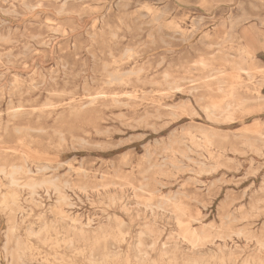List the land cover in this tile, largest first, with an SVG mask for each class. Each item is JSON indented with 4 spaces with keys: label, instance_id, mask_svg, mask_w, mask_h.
<instances>
[{
    "label": "rangeland",
    "instance_id": "374dc122",
    "mask_svg": "<svg viewBox=\"0 0 264 264\" xmlns=\"http://www.w3.org/2000/svg\"><path fill=\"white\" fill-rule=\"evenodd\" d=\"M0 97V264H264L263 0H0Z\"/></svg>",
    "mask_w": 264,
    "mask_h": 264
},
{
    "label": "bare ground",
    "instance_id": "6f19581e",
    "mask_svg": "<svg viewBox=\"0 0 264 264\" xmlns=\"http://www.w3.org/2000/svg\"><path fill=\"white\" fill-rule=\"evenodd\" d=\"M127 1V0H126ZM240 1V0H239ZM242 1V0H241ZM259 1V0H258ZM264 1V0H263ZM119 2H120V0H119ZM116 3H118V2H116ZM118 5H119V3H118ZM118 5H117V7H118ZM122 5H124L123 3H122ZM240 5V4H239ZM125 7H127L126 5H124ZM123 6V7H124ZM129 6V5H128ZM113 7V6H112ZM241 7H242V5H241ZM257 7V6H256ZM128 8V7H127ZM141 8V7H140ZM143 8V7H142ZM148 8V7H147ZM259 8V7H258ZM26 9V8H25ZM118 9V8H117ZM166 9V8H165ZM135 10H136V8H135ZM137 10H138V12H139V9L137 8ZM137 10H136V12H137ZM142 10V9H141ZM146 10V9H145ZM149 10V9H148ZM151 10V9H150ZM142 11H144V10H142ZM142 11H140V12H142ZM139 12V13H140ZM165 12V11H164ZM150 13V12H149ZM126 14H127V12H126ZM129 15V14H128ZM127 15V16H128ZM147 15L149 16V14L147 13ZM147 15H144V16H147ZM160 15H161V13H160ZM141 16V15H140ZM144 16H142V17H144ZM147 16V17H148ZM129 17V16H128ZM156 17H157V15H156ZM258 17V16H257ZM125 19V18H124ZM138 20H139V18H137ZM156 19V21L159 19H157V18H155ZM154 19V20H155ZM237 19V18H236ZM120 21H122V19H119ZM132 20V19H131ZM193 20H195V19H193ZM199 20V19H198ZM125 21H126V19H125ZM129 21V20H128ZM196 21V20H195ZM231 21H233V20H231ZM127 22V21H126ZM145 22V21H144ZM149 22V21H148ZM152 22V21H151ZM155 22V21H154ZM230 22V21H229ZM157 23V22H156ZM122 24H125V23H122ZM129 24V23H128ZM133 24V23H132ZM142 24V23H141ZM151 24V23H150ZM160 24V23H159ZM158 24V25H159ZM146 25V24H145ZM158 25H157V27H158ZM162 24H160L159 26H161ZM200 25V24H199ZM142 26V25H141ZM149 26V25H148ZM230 26V25H229ZM110 27V26H109ZM117 28H119V27H117ZM121 28V27H120ZM132 28V27H131ZM161 28V27H160ZM130 29V28H129ZM140 30H142V28L140 29ZM161 30V29H160ZM163 30V29H162ZM161 30V31H162ZM183 30V29H182ZM146 31V30H145ZM197 31V30H196ZM195 31V32H196ZM150 32V31H149ZM159 32V31H158ZM174 32V31H173ZM90 33V32H89ZM112 33H115V32H112ZM175 33H178V31L177 32H175ZM92 34V33H91ZM115 34H113V36H114ZM150 35V34H149ZM154 35V34H153ZM164 35V34H163ZM166 35V34H165ZM170 35V34H169ZM183 35V34H182ZM39 36H41V35H39ZM112 36V37H113ZM174 36V35H173ZM115 37H116V35H115ZM148 37H150V36H148ZM123 38H124V36H123ZM127 38V37H126ZM162 38V37H161ZM174 38V37H173ZM154 39H155V36H154ZM163 39V38H162ZM182 39H184L183 37H182ZM187 39H189V38H187ZM161 40V39H160ZM177 40H179V39H177ZM74 41V40H73ZM164 41H166V40H164ZM183 41V40H182ZM73 43V42H72ZM155 45V44H154ZM145 46V45H144ZM209 47V46H208ZM134 48H136V47H134ZM140 48V47H139ZM142 48V47H141ZM128 49V48H127ZM131 49H133V47H131L130 46V50ZM111 50V49H110ZM124 52H125V50H124ZM123 52V53H124ZM126 52H127V50H126ZM125 52V53H126ZM88 53V52H87ZM111 53H112V51H111ZM124 53V54H125ZM129 54L131 53V52H128ZM127 53V54H128ZM135 53H136V50H135ZM143 53V52H142ZM226 53V52H225ZM110 54V53H109ZM111 55V54H110ZM132 55V54H131ZM133 55H135V54H133ZM149 55V54H148ZM216 55V54H215ZM231 55V54H230ZM79 56V55H78ZM113 56V55H112ZM97 57V56H96ZM59 58V57H58ZM94 58H95V56H94ZM227 58V57H226ZM100 59V58H99ZM164 59V58H163ZM95 60V59H94ZM233 60V59H232ZM235 60V59H234ZM100 61H101V59H100ZM106 61V60H105ZM85 62V61H84ZM107 63V62H106ZM105 63V65H107ZM67 64V63H66ZM143 64H144V62H143ZM68 65V64H67ZM86 65V64H85ZM56 66V65H55ZM62 66V65H61ZM104 66V65H103ZM111 66V65H110ZM88 68V67H87ZM110 67H108V69H109ZM117 68H119V67H117ZM66 69V68H65ZM114 69L115 68H112V70L114 71ZM133 69V68H132ZM140 69H142V68H140ZM139 69V70H140ZM106 70V69H105ZM138 70V71H139ZM143 70V69H142ZM218 70V69H217ZM43 71V70H42ZM103 71V70H102ZM108 71V70H107ZM110 71V70H109ZM126 71V70H125ZM131 71V70H130ZM136 71L137 70H135V73H136ZM137 71V73H139V72H141V71H139L138 72ZM222 71V70H221ZM118 72H119V70H118ZM126 72H129V70L128 71H126ZM107 73V72H106ZM109 73V72H108ZM114 73V72H113ZM132 73V72H131ZM58 74V73H57ZM125 75H127L128 73H124ZM140 74V73H139ZM164 74V73H163ZM51 75V74H50ZM109 75H110V73H109ZM136 75H138V74H136ZM131 76H133V75H131ZM130 76V77H131ZM169 76V75H168ZM112 77V76H111ZM110 77V78H111ZM124 77H126V76H124ZM128 78H130L129 76H127ZM83 78V77H82ZM169 78V77H168ZM179 79V78H178ZM115 79H113V81H114ZM118 80V79H117ZM137 80H139V77H138V79ZM116 81V80H115ZM121 81V80H120ZM122 81H123V79H122ZM23 82H25V81H23ZM110 82H112V81H110ZM110 82H109V84H110ZM11 84L13 83V82H10ZM113 83V82H112ZM112 83L110 84V85H112ZM17 84V83H16ZM105 84V83H104ZM176 84V83H175ZM9 86V85H8ZM13 86H16V85H14L13 84ZM178 86V85H177ZM230 87H232V85L230 86ZM4 88V87H3ZM22 88V87H21ZM33 88V87H32ZM143 90V89H142ZM180 90H182V89H180ZM5 91V90H4ZM28 91V94H29V90H27ZM22 92H23V90H22ZM69 92V91H68ZM166 92H167V90H166ZM21 93V92H20ZM51 93V92H50ZM62 93V92H61ZM165 93V92H164ZM262 92H260V94H261ZM22 94V93H21ZM101 94V93H100ZM60 95V94H59ZM98 95V94H97ZM106 95V94H105ZM231 95V94H230ZM17 96V95H16ZM22 96H23V94H22ZM85 96V95H84ZM97 97V96H96ZM100 97H102V95L100 96ZM0 99H1V97H0ZM221 101V100H220ZM52 102V101H51ZM119 102V101H118ZM217 103V102H216ZM11 104V103H10ZM90 105V104H89ZM95 105V104H94ZM202 107V106H201ZM83 108V107H82ZM193 108V107H192ZM204 108V107H203ZM77 109V108H76ZM190 109H191V107H190ZM19 110V109H18ZM82 111V110H81ZM196 111V110H195ZM16 113H17V111H15ZM77 112H79V111H77ZM15 113V115H17ZM14 115V114H13ZM14 115V116H15ZM172 116V115H171ZM214 119V118H213ZM140 121V120H139ZM193 128V127H192ZM182 129V128H181ZM20 130V129H19ZM155 130V129H154ZM68 131H70V130H68ZM182 131V130H181ZM195 131V130H194ZM96 132V131H95ZM188 134H189V132H188ZM190 134H191V132H190ZM212 134V133H211ZM192 141V140H191ZM158 142V141H157ZM178 142V141H177ZM78 144V143H77ZM180 144V143H179ZM205 146V145H204ZM190 147V146H189ZM41 154V153H40ZM31 158H32V156H31ZM188 159V158H187ZM39 161V160H38ZM41 161V160H40ZM162 161H164V160H162ZM55 162V161H54ZM201 162V161H200ZM154 165V164H153ZM156 165H158V164H156ZM162 165V164H161ZM15 166V165H14ZM45 166V165H44ZM83 166V165H82ZM159 166H160V164H159ZM13 167V166H12ZM18 167V169H14V168H16V167H14L12 170H10V171H8L7 170V168L6 167H0V172H8L9 173V176H10V183H11V186L12 185H17V182H18V180H20V178L21 177H17V174H18V170H21L22 168H20L19 169V166H17ZM21 167H22V165H21ZM46 167V166H45ZM48 167H49V165H48ZM28 168V167H27ZM42 170H43V168H41ZM41 169L39 170V171H41ZM81 169H82V167H81ZM29 170V169H28ZM178 170V169H177ZM30 171L31 170H29V172L28 173H30ZM82 172H83V169L81 170ZM87 171V170H86ZM192 171V170H191ZM27 173V172H26ZM95 173H97V172H95ZM99 173V172H98ZM4 174V173H3ZM81 174V173H80ZM8 175V174H7ZM86 175V174H85ZM73 177V176H72ZM145 177V176H144ZM53 179V178H52ZM119 179V178H118ZM45 180V179H44ZM51 180V179H50ZM43 181V180H42ZM48 181H49V179H48ZM51 181H53V180H51ZM50 181V182H51ZM55 181H58V178L55 180ZM67 181V180H66ZM44 182H46V181H44ZM50 182H48V183H50ZM65 182V181H64ZM126 182H128V181H126ZM43 183V182H42ZM52 183V182H51ZM56 183V182H55ZM54 183V184H55ZM61 183V182H60ZM66 183V182H65ZM65 183H61V184H64L65 185ZM68 183H69V181H68ZM67 183V184H68ZM70 184V183H69ZM116 184V183H115ZM119 185H120V183H118ZM142 184V183H141ZM144 184V183H143ZM160 184V183H159ZM24 185H27L28 187V189L30 188L31 189V191L34 193L35 191H36V189L41 185V181L40 182H38V181H35V180H33V179H29L28 178V180L26 179V181H25V184ZM51 185V184H50ZM58 185V184H57ZM109 185V184H108ZM117 185V184H116ZM134 185V184H133ZM18 186H19V184H18ZM22 186V185H21ZM52 186H53V184H52ZM56 186V185H55ZM41 187V186H40ZM57 187V186H56ZM70 187V186H69ZM114 187H116V186H114ZM181 187V186H180ZM1 188V187H0ZM86 188V187H85ZM140 188V187H139ZM59 189V188H58ZM123 189V188H122ZM133 189V188H132ZM140 189H142V188H140ZM60 190V189H59ZM82 190H84V188H82ZM47 191V190H46ZM100 191V190H99ZM137 191V190H136ZM139 191V190H138ZM32 193V194H33ZM47 193V192H46ZM61 193V192H60ZM107 193V192H106ZM135 193V192H134ZM148 193V192H147ZM153 193H154V191H153ZM16 191L15 190H10L9 191V193H7V194H4L3 195V198L8 202V203H15V201H16ZM76 194V193H75ZM122 194V193H121ZM166 194V193H165ZM50 195V194H49ZM135 195V194H134ZM137 195V194H136ZM169 195V194H168ZM225 195V194H224ZM78 196V195H77ZM133 196V195H132ZM145 196V195H144ZM152 196V195H151ZM113 197V196H112ZM122 197V196H121ZM165 197V196H164ZM167 197V196H166ZM244 197V196H243ZM33 198V197H32ZM66 198V197H65ZM87 198V197H86ZM138 198V197H137ZM171 198V197H170ZM57 199V198H56ZM136 199V198H135ZM176 199V198H175ZM35 200V199H34ZM61 200V199H60ZM59 200V201H60ZM66 201H67V198L65 199ZM89 200V199H88ZM114 200L115 199H113V202H114ZM121 200H122V198H121ZM137 200V199H136ZM41 201V200H40ZM56 201V200H55ZM63 201H64V197H63ZM164 201V200H163ZM167 201V200H166ZM71 202V201H70ZM90 202V201H89ZM176 202V201H175ZM59 203V202H58ZM66 203H69V202H66ZM138 203V202H137ZM136 203V204H137ZM166 202H164V204H165ZM60 204V203H59ZM74 204V203H73ZM94 204V203H93ZM114 204V203H113ZM126 204V203H125ZM140 204V203H139ZM138 204V205H139ZM208 204V203H207ZM43 205V204H42ZM49 205V204H48ZM66 205V204H65ZM68 205V204H67ZM107 205H109V204H107ZM128 205V204H127ZM126 205V206H127ZM149 205V204H148ZM159 205V204H158ZM158 205H156V206H158ZM161 205V204H160ZM56 206V205H55ZM116 206V205H115ZM118 206V205H117ZM178 206V205H177ZM176 206V207H177ZM114 207V206H113ZM136 207H137V205H136ZM144 207H147V206H144ZM149 207H153V206H150L149 205ZM160 207V206H159ZM159 207H158V209H159ZM205 207V206H204ZM56 208V207H55ZM138 208H139V206H138ZM148 208V207H147ZM161 208V207H160ZM26 209V208H25ZM56 209H58V208H56ZM56 209H54V207L50 210V211H52L53 210V212H55L54 210H56ZM60 209H61V206H60ZM150 209V208H149ZM153 209V208H152ZM49 210V209H48ZM145 210H146V208H145ZM165 210V209H164ZM235 210V209H234ZM71 211V210H70ZM243 211V210H242ZM258 211V210H257ZM42 212V211H41ZM66 212V211H65ZM142 212V211H141ZM153 212V211H152ZM70 213V212H69ZM78 213V212H77ZM171 213V212H170ZM232 213V212H231ZM43 214V213H42ZM57 214V213H56ZM68 214V213H67ZM139 215H140V213H138ZM153 214V213H152ZM55 215V214H54ZM163 215V214H162ZM174 215H176V214H174ZM203 215V214H202ZM205 215V214H204ZM234 215V214H233ZM41 216V215H40ZM70 216H72V215H70ZM112 216V215H111ZM182 217H184L183 215H181ZM205 216H207V215H205ZM37 217V216H36ZM54 218L55 217H57V215H55V216H53ZM64 217V216H63ZM73 217V216H72ZM142 217V216H141ZM255 217V216H254ZM76 218V217H75ZM77 218H79L78 216H77ZM76 218V219H77ZM82 218V217H81ZM90 218V217H89ZM106 218V217H105ZM170 218V217H169ZM191 218H192V215H191ZM193 219V218H192ZM234 219H236V217H234ZM248 219V218H247ZM36 220V219H35ZM38 220V219H37ZM66 220H67V217H66ZM71 220H73V218L71 219ZM70 220V222H72ZM77 220H79V219H77ZM91 220V219H90ZM108 220H109V218H108ZM154 220V219H153ZM161 220H163V219H161ZM237 220H238V218H237ZM80 221H82V220H80ZM87 221H88V219H87ZM92 221V220H91ZM189 221V220H188ZM188 221H187V223H188ZM239 221V220H238ZM196 222V221H195ZM198 222H199V220H198ZM232 222H236V220L235 221H233L232 220ZM36 223V222H35ZM78 223V222H77ZM79 223H81V222H79ZM78 223V224H79ZM128 223V222H127ZM155 223H156V221H155ZM177 223V222H176ZM180 223H182V221H180ZM203 223V222H202ZM75 224V223H74ZM107 224V223H106ZM157 224V223H156ZM36 225H37V223H36ZM41 225V224H40ZM39 225V226H40ZM81 225H83L82 223H81ZM88 225V224H87ZM86 225V226H87ZM150 225H151V223H150ZM184 225V224H183ZM29 226V225H28ZM104 226V225H103ZM108 226V225H107ZM179 226V225H178ZM214 226V225H213ZM230 226V225H229ZM253 226V225H252ZM263 226V225H262ZM261 226V227H262ZM43 229H42V231L41 232H45L46 230H47V224H43ZM89 227V226H88ZM123 227V226H122ZM206 227V226H205ZM211 227H212V224H211ZM27 228H29V227H27ZM81 228V227H80ZM86 228V227H85ZM93 228V227H92ZM98 228V227H97ZM102 228V227H101ZM213 228V227H212ZM220 228V227H219ZM242 228V227H241ZM15 229V228H14ZM30 229V228H29ZM38 229V228H37ZM88 229V228H87ZM194 229H195V227H194ZM232 230V229H231ZM263 230V229H262ZM261 230V231H262ZM195 231H197V230H195ZM264 231V230H263ZM97 232V231H96ZM142 232V234L144 235L145 233H143V231H141ZM171 232V231H170ZM175 232H177V231H175ZM250 232V231H249ZM248 232V233H249ZM30 233H32V234H34L35 232H34V230H32L31 229V231H30ZM36 233H38V232H36ZM40 233V232H39ZM83 233V232H82ZM219 233V232H218ZM239 233H241V232H238V234ZM41 234V233H40ZM142 234H140V235H142ZM179 234V233H178ZM236 234H237V232H236ZM238 234H237V236H238ZM247 234V233H246ZM254 234V233H253ZM35 235V234H34ZM39 235V234H38ZM110 235V234H109ZM226 235V234H225ZM241 235V234H240ZM255 235V234H254ZM262 235V234H261ZM20 236V235H19ZM36 236V235H35ZM144 236H147V235H144ZM178 236V235H177ZM179 236H181V235H179ZM227 236V235H226ZM229 236V235H228ZM175 237V236H174ZM223 237V236H222ZM112 238V237H111ZM115 238V237H114ZM117 238V237H116ZM149 238V237H148ZM217 238V237H216ZM255 238V237H254ZM264 238V237H263ZM132 239V238H131ZM194 239V238H193ZM204 239V238H203ZM206 239V238H205ZM222 239V238H221ZM229 239H232V237H229ZM259 239V238H258ZM105 240V239H104ZM252 240V239H251ZM62 241V240H61ZM73 241V240H72ZM106 241V240H105ZM139 241H140V239H139ZM247 241V240H246ZM258 241V240H257ZM64 242V241H63ZM98 242V241H97ZM100 242V241H99ZM66 243V242H65ZM188 243H189V241H188ZM190 243H191V241H190ZM210 243H212V242H210ZM215 243V242H214ZM263 243V242H262ZM67 244V243H66ZM65 244V245H66ZM113 244V243H112ZM140 244V243H139ZM258 244H260V242L258 243ZM105 245V244H104ZM71 246V245H70ZM114 246V245H113ZM152 246H153V244H152ZM115 247V246H114ZM165 247V246H164ZM203 247V246H202ZM263 247H264V245H263ZM262 247V248H263ZM168 248V247H167ZM200 248V247H199ZM205 248V247H204ZM237 248V247H236ZM260 248V247H259ZM122 249V248H121ZM167 250V249H166ZM170 250V249H169ZM240 250V249H239ZM243 251V250H242ZM260 251H261V249H260ZM26 253H27V246L23 243V242H17V246H16V252H15V254H12V264H32L30 261H29V257H27V255H26ZM157 253V252H156ZM139 254H141V252L139 251ZM93 255H94V253H93ZM148 255V254H147ZM97 256V255H96ZM197 256V255H196ZM91 257H93V256H91ZM138 257H140V256H138ZM205 257H207V256H205ZM204 257V258H205ZM215 257H216V255H215ZM97 258V257H96ZM237 258V257H236ZM99 259V258H98ZM143 259V261L144 260H146L147 259V257H144V258H142ZM201 258H199V260H200ZM101 260V259H100ZM235 260V259H234ZM237 260V259H236ZM128 261V260H127ZM150 261V260H149ZM200 262H202V260L200 261ZM236 262V261H235ZM114 263V262H113ZM192 263V262H191ZM199 263V262H198ZM75 264V263H74ZM215 264V263H214Z\"/></svg>",
    "mask_w": 264,
    "mask_h": 264
}]
</instances>
